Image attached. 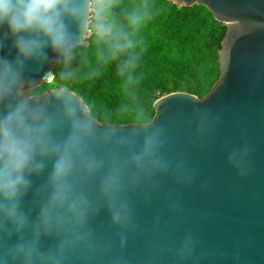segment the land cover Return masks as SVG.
Segmentation results:
<instances>
[{"label":"clouds","instance_id":"clouds-1","mask_svg":"<svg viewBox=\"0 0 264 264\" xmlns=\"http://www.w3.org/2000/svg\"><path fill=\"white\" fill-rule=\"evenodd\" d=\"M153 15L149 0H0V264H96L105 233L123 243L136 197L169 173L160 126L117 130L63 91L28 89L30 68L50 58L68 81L89 50L97 64L139 56Z\"/></svg>","mask_w":264,"mask_h":264},{"label":"water","instance_id":"water-1","mask_svg":"<svg viewBox=\"0 0 264 264\" xmlns=\"http://www.w3.org/2000/svg\"><path fill=\"white\" fill-rule=\"evenodd\" d=\"M165 1L202 6L224 25L219 78L202 98L157 99L146 124L101 123L160 126L171 167L136 197L123 243L105 233L108 248L96 264H264V0ZM87 34L85 21L78 45ZM57 65L50 58L32 66L28 89L51 83ZM54 90L89 113L75 93Z\"/></svg>","mask_w":264,"mask_h":264},{"label":"trees","instance_id":"trees-1","mask_svg":"<svg viewBox=\"0 0 264 264\" xmlns=\"http://www.w3.org/2000/svg\"><path fill=\"white\" fill-rule=\"evenodd\" d=\"M154 15L136 37L135 52L107 64H97L91 50L83 65L77 57L73 66L82 78L54 79L36 89H65L79 96L92 117L110 125L146 124L154 116L153 104L165 95L186 92L204 97L219 78L217 52L225 27L202 6L180 7L165 0H149ZM88 35V34H87ZM88 42V36L85 44ZM133 68H120L126 59ZM131 74L134 82L126 85Z\"/></svg>","mask_w":264,"mask_h":264},{"label":"rangeland","instance_id":"rangeland-1","mask_svg":"<svg viewBox=\"0 0 264 264\" xmlns=\"http://www.w3.org/2000/svg\"><path fill=\"white\" fill-rule=\"evenodd\" d=\"M87 36H88V35H87ZM50 90H53V89H46L44 92H46V93H47V92H48V91H50Z\"/></svg>","mask_w":264,"mask_h":264}]
</instances>
